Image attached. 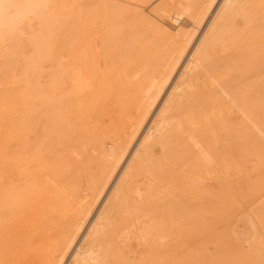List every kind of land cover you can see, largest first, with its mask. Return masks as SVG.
<instances>
[{
  "label": "bare ground",
  "instance_id": "1",
  "mask_svg": "<svg viewBox=\"0 0 264 264\" xmlns=\"http://www.w3.org/2000/svg\"><path fill=\"white\" fill-rule=\"evenodd\" d=\"M215 1L80 2L71 34L72 79L66 80L68 64L61 53L58 91L51 95L46 83L41 98L43 130L54 113L64 127L63 138L75 141L64 160L68 175L61 172L58 176L52 169L54 157L46 154L49 133L43 131L41 204L37 203L41 220L29 214L24 229L13 230V217L32 207L25 204L18 187L7 186L13 181L16 160L0 158V264H65L69 258L68 264H120L125 249H133L132 241L146 228L140 208L151 204L153 184L157 181L166 189L170 134L188 123L179 116L187 100L198 98L209 104L213 98H241L246 113L230 125L237 131H264V0H223L213 11ZM172 23L181 25L176 29ZM61 48L65 51L64 43ZM17 50L13 47L4 55L6 62L19 63ZM116 83L121 89L118 94ZM8 84L1 97L7 104L0 106V146L11 149L17 144L3 137L23 111V94L12 82ZM94 93V99L116 97L117 109L127 114V124L122 138L114 143L104 131L98 133L96 154L85 160L81 157L89 150L82 143L88 144L81 137L83 120ZM159 101L164 102L157 111ZM149 123L123 171L135 139ZM84 168L86 180L80 177ZM84 187L85 194L75 202L73 192ZM25 190L32 189L27 186ZM102 202L92 222L91 215ZM165 225L158 235L165 236ZM177 237L185 238L183 230Z\"/></svg>",
  "mask_w": 264,
  "mask_h": 264
},
{
  "label": "rangeland",
  "instance_id": "2",
  "mask_svg": "<svg viewBox=\"0 0 264 264\" xmlns=\"http://www.w3.org/2000/svg\"><path fill=\"white\" fill-rule=\"evenodd\" d=\"M82 1L0 0V106L6 102L1 97L7 93L9 82L23 94V111L3 137L17 146L11 149L0 146V158L16 160L13 181L7 186L18 187L25 204L32 207L30 211L23 209L22 214L13 217V230H23L29 214H35V219L41 220L37 203L41 204L43 131L49 133L50 144L46 154L52 160L54 157L52 169L58 176L61 172L68 175L64 160L69 154L70 144L75 141L68 142L63 138L66 135L62 132L64 127L59 126L54 113L43 130L41 98L42 87L46 83L50 85L51 95L58 91L61 53L68 64L66 80L70 83L72 79L69 63L74 41L71 36L73 18ZM222 1H215L213 11ZM172 24L176 29L181 25ZM63 43L65 51L61 48ZM13 47L19 48L15 52L17 64L4 59ZM116 86L118 94L121 89L117 83ZM93 88L91 86L88 90ZM93 97H96L95 93ZM112 97L103 95L94 100L90 97L92 102L85 109L81 136L88 142L82 141L89 150V154L81 157L85 160L96 154L94 140L101 131L113 143L124 135L127 114L125 110L117 109L116 97ZM163 102L157 103V111ZM204 103L198 98L189 99L179 111L181 119L188 120V123L170 134L166 189L163 184L159 187L157 181L153 184L151 204L140 208L146 228L141 229V237L132 241L134 248L130 251L125 249V257L120 264H264V131H237L230 125L242 120L243 113H246L241 98H213L209 104ZM113 113L115 118L112 120ZM191 122H200L201 125L193 126ZM149 126L150 123L135 139L123 171ZM246 135L251 136L249 140ZM80 177L87 179L85 168ZM27 186L33 191L27 192ZM85 192V187L73 192L76 194L75 202ZM51 201L55 202L54 199ZM102 204H97L96 211L94 209L92 222ZM162 224H166L164 237L158 235ZM180 230L185 233L182 241L177 237Z\"/></svg>",
  "mask_w": 264,
  "mask_h": 264
}]
</instances>
